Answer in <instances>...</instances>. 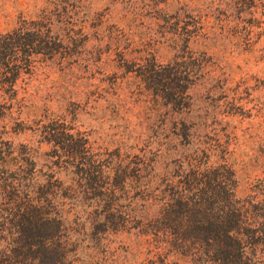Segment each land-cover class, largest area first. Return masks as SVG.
<instances>
[{
  "label": "rangeland",
  "instance_id": "1",
  "mask_svg": "<svg viewBox=\"0 0 264 264\" xmlns=\"http://www.w3.org/2000/svg\"><path fill=\"white\" fill-rule=\"evenodd\" d=\"M0 36L17 52L10 69H21L24 103L0 119V148L45 177H76L61 144L85 143L99 160L144 155L157 174L181 173L196 154L205 161L212 146L210 162L233 163L239 197L264 185V0H0ZM61 122L73 136L54 146L43 134ZM117 195L119 211L133 212ZM91 196L67 222L85 264H191L99 220L108 199Z\"/></svg>",
  "mask_w": 264,
  "mask_h": 264
},
{
  "label": "trees",
  "instance_id": "2",
  "mask_svg": "<svg viewBox=\"0 0 264 264\" xmlns=\"http://www.w3.org/2000/svg\"><path fill=\"white\" fill-rule=\"evenodd\" d=\"M7 37L0 36V119L13 108L20 115L24 107L16 87L21 69H10L17 52L1 45ZM58 126L43 134L54 146L58 138L73 136L71 126ZM84 144H61L69 159L65 168L76 176L67 185L52 180L53 172L45 177L34 160L0 148V264H85L79 237L67 222L73 217L76 223L87 212L90 194L108 199L104 212L109 215L102 213L99 220L173 248L191 264H264V185L255 182L251 193L239 197L233 163L225 155L210 162L214 147L203 148L205 161L197 154L188 158L179 174H157L144 155L99 160ZM130 188L135 190L131 199ZM118 192L133 212L119 211Z\"/></svg>",
  "mask_w": 264,
  "mask_h": 264
}]
</instances>
